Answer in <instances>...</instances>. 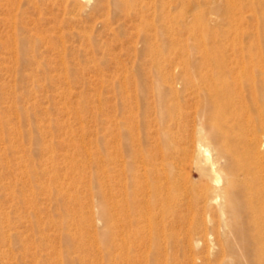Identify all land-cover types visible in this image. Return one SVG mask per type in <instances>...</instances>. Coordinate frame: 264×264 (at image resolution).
<instances>
[{
  "label": "rangeland",
  "instance_id": "obj_1",
  "mask_svg": "<svg viewBox=\"0 0 264 264\" xmlns=\"http://www.w3.org/2000/svg\"><path fill=\"white\" fill-rule=\"evenodd\" d=\"M188 1L0 0V264H223L218 247L185 241L193 213L151 244L137 188L143 168L174 160L173 47L163 22ZM76 232L84 249L61 239Z\"/></svg>",
  "mask_w": 264,
  "mask_h": 264
},
{
  "label": "bare ground",
  "instance_id": "obj_2",
  "mask_svg": "<svg viewBox=\"0 0 264 264\" xmlns=\"http://www.w3.org/2000/svg\"><path fill=\"white\" fill-rule=\"evenodd\" d=\"M163 30L173 47L174 160L149 168L146 164L145 178L140 177L144 182L137 186L144 207L138 201L132 205L143 207L151 244L163 237L162 232L182 228L187 214L193 213L185 241L205 240L212 251L218 247L223 264H264V0H190L178 6L172 19L165 18ZM150 51L158 57L162 49ZM173 191L177 207L166 221L163 211ZM100 207L102 221L109 224L111 208L104 201ZM82 233H66L61 239L84 249ZM100 239L110 241L108 228Z\"/></svg>",
  "mask_w": 264,
  "mask_h": 264
}]
</instances>
